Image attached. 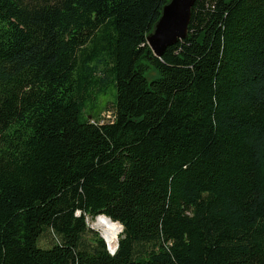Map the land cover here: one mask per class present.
<instances>
[{"label":"trees","instance_id":"16d2710c","mask_svg":"<svg viewBox=\"0 0 264 264\" xmlns=\"http://www.w3.org/2000/svg\"><path fill=\"white\" fill-rule=\"evenodd\" d=\"M169 1L0 0V264H264V0Z\"/></svg>","mask_w":264,"mask_h":264},{"label":"water","instance_id":"95a60500","mask_svg":"<svg viewBox=\"0 0 264 264\" xmlns=\"http://www.w3.org/2000/svg\"><path fill=\"white\" fill-rule=\"evenodd\" d=\"M194 3L195 0H170L164 6L161 17L153 31L147 36V42L156 56L161 57L169 46L177 43L179 39L187 37ZM105 216L112 222H118L107 215ZM118 223L122 232L124 226L120 222ZM118 246L119 240L114 250L109 245L108 248L114 254Z\"/></svg>","mask_w":264,"mask_h":264},{"label":"rangeland","instance_id":"374dc122","mask_svg":"<svg viewBox=\"0 0 264 264\" xmlns=\"http://www.w3.org/2000/svg\"><path fill=\"white\" fill-rule=\"evenodd\" d=\"M114 99L111 94H108L106 96H101L98 99V105L92 110L91 114L99 113V118L102 123L110 120L111 115H113L112 111L114 110ZM92 104L89 102L86 111L89 112L91 110ZM100 110V112H98ZM90 114V117H91ZM95 220V217H91L88 220L89 227L94 230L95 232L99 233L98 230L92 227L91 222ZM101 235V234H100ZM59 237H57L52 231L47 230L43 236L39 240V244L42 247L48 248L55 244V242H58Z\"/></svg>","mask_w":264,"mask_h":264},{"label":"bare ground","instance_id":"6f19581e","mask_svg":"<svg viewBox=\"0 0 264 264\" xmlns=\"http://www.w3.org/2000/svg\"><path fill=\"white\" fill-rule=\"evenodd\" d=\"M91 225L100 232L109 247L114 250L119 240V234L121 233L120 224L118 222H112L105 215H100L91 222Z\"/></svg>","mask_w":264,"mask_h":264}]
</instances>
